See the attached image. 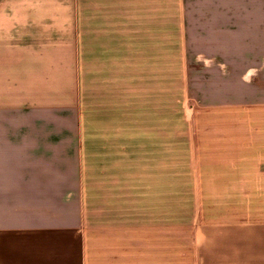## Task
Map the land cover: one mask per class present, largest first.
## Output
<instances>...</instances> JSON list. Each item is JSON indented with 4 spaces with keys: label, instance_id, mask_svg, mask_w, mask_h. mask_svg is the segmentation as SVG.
<instances>
[{
    "label": "crops",
    "instance_id": "crops-1",
    "mask_svg": "<svg viewBox=\"0 0 264 264\" xmlns=\"http://www.w3.org/2000/svg\"><path fill=\"white\" fill-rule=\"evenodd\" d=\"M0 264H264V0H0Z\"/></svg>",
    "mask_w": 264,
    "mask_h": 264
},
{
    "label": "rangeland",
    "instance_id": "rangeland-1",
    "mask_svg": "<svg viewBox=\"0 0 264 264\" xmlns=\"http://www.w3.org/2000/svg\"><path fill=\"white\" fill-rule=\"evenodd\" d=\"M183 212H181V218L183 216ZM189 230L186 227L181 226L180 229V251L181 252H189L193 250V245L189 243L190 241Z\"/></svg>",
    "mask_w": 264,
    "mask_h": 264
}]
</instances>
